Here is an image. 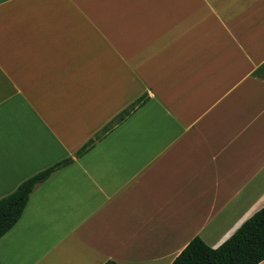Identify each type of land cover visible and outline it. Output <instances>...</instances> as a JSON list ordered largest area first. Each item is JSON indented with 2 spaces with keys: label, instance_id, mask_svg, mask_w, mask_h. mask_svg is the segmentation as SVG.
I'll return each mask as SVG.
<instances>
[{
  "label": "crops",
  "instance_id": "crops-1",
  "mask_svg": "<svg viewBox=\"0 0 264 264\" xmlns=\"http://www.w3.org/2000/svg\"><path fill=\"white\" fill-rule=\"evenodd\" d=\"M2 264H171L264 206V0H0ZM258 264H264V260Z\"/></svg>",
  "mask_w": 264,
  "mask_h": 264
},
{
  "label": "trees",
  "instance_id": "trees-1",
  "mask_svg": "<svg viewBox=\"0 0 264 264\" xmlns=\"http://www.w3.org/2000/svg\"><path fill=\"white\" fill-rule=\"evenodd\" d=\"M149 99L144 93L90 138L75 154L37 172L24 180L17 189L0 198V237L21 217L31 193L55 171L81 157L106 137L124 120L142 107ZM264 260V206L248 218L218 247L207 244L195 236L176 256L171 264H258ZM0 264H2L0 262Z\"/></svg>",
  "mask_w": 264,
  "mask_h": 264
}]
</instances>
